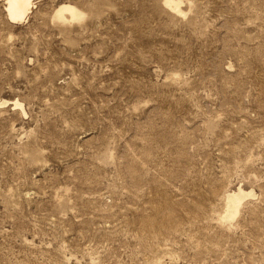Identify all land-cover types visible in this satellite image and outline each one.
Here are the masks:
<instances>
[{
    "label": "rangeland",
    "instance_id": "374dc122",
    "mask_svg": "<svg viewBox=\"0 0 264 264\" xmlns=\"http://www.w3.org/2000/svg\"><path fill=\"white\" fill-rule=\"evenodd\" d=\"M184 2H0V264H264V0Z\"/></svg>",
    "mask_w": 264,
    "mask_h": 264
},
{
    "label": "bare ground",
    "instance_id": "6f19581e",
    "mask_svg": "<svg viewBox=\"0 0 264 264\" xmlns=\"http://www.w3.org/2000/svg\"><path fill=\"white\" fill-rule=\"evenodd\" d=\"M0 2L5 3L7 17L9 21L14 24H19L27 20V18L33 14V10L35 8V0H0ZM163 3L176 15H183L181 6L185 3L184 0H163ZM83 16L84 13L75 6L61 5L55 14V19L57 23L68 24L73 21H79ZM31 159L35 160L36 156H32ZM247 197L248 195L243 189H239L237 192L229 193L226 196V212L224 216L220 217L223 225L233 223V221L240 214L241 208Z\"/></svg>",
    "mask_w": 264,
    "mask_h": 264
}]
</instances>
